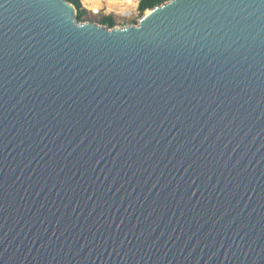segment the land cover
<instances>
[{"label":"water","instance_id":"obj_1","mask_svg":"<svg viewBox=\"0 0 264 264\" xmlns=\"http://www.w3.org/2000/svg\"><path fill=\"white\" fill-rule=\"evenodd\" d=\"M75 14L0 0V264H264V0Z\"/></svg>","mask_w":264,"mask_h":264},{"label":"built area","instance_id":"obj_2","mask_svg":"<svg viewBox=\"0 0 264 264\" xmlns=\"http://www.w3.org/2000/svg\"><path fill=\"white\" fill-rule=\"evenodd\" d=\"M116 1L122 4H117ZM79 2L90 15H117L119 19L128 17L134 20L133 23L138 21L140 15L139 0H79Z\"/></svg>","mask_w":264,"mask_h":264},{"label":"trees","instance_id":"obj_3","mask_svg":"<svg viewBox=\"0 0 264 264\" xmlns=\"http://www.w3.org/2000/svg\"><path fill=\"white\" fill-rule=\"evenodd\" d=\"M66 1L70 2L74 6L76 10V14H75L76 20L83 21L86 17V13H85L86 10L81 7L79 0H66ZM164 1L166 0H139L138 9L140 10V12H143L145 9L151 8ZM99 23L106 25L107 27H113L114 20L112 18L104 17L99 20Z\"/></svg>","mask_w":264,"mask_h":264},{"label":"rangeland","instance_id":"obj_4","mask_svg":"<svg viewBox=\"0 0 264 264\" xmlns=\"http://www.w3.org/2000/svg\"><path fill=\"white\" fill-rule=\"evenodd\" d=\"M146 11V9L143 11V12H140V15H138V17H140L144 12ZM86 13V17L83 21H79V22H84V21H91V22H95L97 24H100V25H103L101 23H99V20L104 18V17H107V18H112L114 20V26H123V25H126V24H135L133 23V19L131 18H123V19H119V17L117 15H108V16H104L102 14H98V15H90L89 13L85 12Z\"/></svg>","mask_w":264,"mask_h":264},{"label":"bare ground","instance_id":"obj_5","mask_svg":"<svg viewBox=\"0 0 264 264\" xmlns=\"http://www.w3.org/2000/svg\"><path fill=\"white\" fill-rule=\"evenodd\" d=\"M116 3H117V4H122V3H120V2H117V1H116Z\"/></svg>","mask_w":264,"mask_h":264}]
</instances>
